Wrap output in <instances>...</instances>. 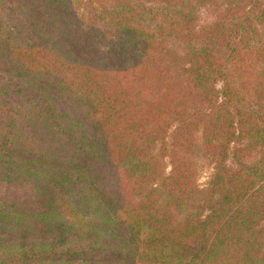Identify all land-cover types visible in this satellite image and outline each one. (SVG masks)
Here are the masks:
<instances>
[{
    "label": "trees",
    "instance_id": "trees-1",
    "mask_svg": "<svg viewBox=\"0 0 264 264\" xmlns=\"http://www.w3.org/2000/svg\"><path fill=\"white\" fill-rule=\"evenodd\" d=\"M0 182V264H264V0H0Z\"/></svg>",
    "mask_w": 264,
    "mask_h": 264
},
{
    "label": "rangeland",
    "instance_id": "rangeland-1",
    "mask_svg": "<svg viewBox=\"0 0 264 264\" xmlns=\"http://www.w3.org/2000/svg\"><path fill=\"white\" fill-rule=\"evenodd\" d=\"M208 176L207 174L201 179V182L204 183L206 182ZM21 194L18 193L17 191L14 192L8 187L5 186L4 183L0 182V199H6V198H11V197H16L20 196Z\"/></svg>",
    "mask_w": 264,
    "mask_h": 264
}]
</instances>
